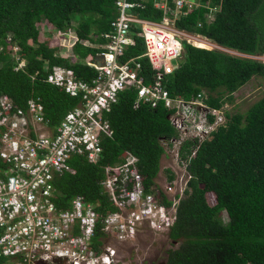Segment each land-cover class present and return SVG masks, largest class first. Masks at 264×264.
<instances>
[{
    "label": "trees",
    "instance_id": "obj_1",
    "mask_svg": "<svg viewBox=\"0 0 264 264\" xmlns=\"http://www.w3.org/2000/svg\"><path fill=\"white\" fill-rule=\"evenodd\" d=\"M218 1L222 8L213 18H206L207 8L199 6L182 15L176 25L225 48L249 55L263 54L264 0ZM137 13L154 19L162 16L153 0H146ZM76 15L81 19L73 26ZM113 15L114 0H0V92L8 94L18 106L26 104L31 96H40L45 116L50 124H56L78 98L46 82L47 71L59 64L72 67L78 77L89 78L95 69L55 53L54 46L39 39L37 23L45 19L58 31L73 26L77 37L73 49L81 58L97 48L84 45L79 39L96 41L98 38L92 33L107 30ZM8 36L19 46L18 55L25 59L22 68H15L18 61L10 52ZM193 42L200 46L182 41L175 69L163 78L172 95L190 98L205 88L217 92L216 96L207 97L209 104L217 107L224 101H233V92L251 76L264 75V61L258 58L203 47L209 42L197 36H193ZM143 50V39L136 36V43L127 46L121 58ZM140 60L141 72L148 81L151 67L146 57ZM135 92L133 88L119 92L108 114L113 135L102 139L99 162L72 155L69 162L75 172H64L55 178L58 205L66 207L74 195L82 194L94 203L99 214L113 209L99 184L101 165L114 163L125 149L138 156L145 189H153V177L163 152L159 137L176 131L162 103L132 107ZM225 115V122L200 143L187 164L191 177L177 206L176 221L168 232L178 245L167 249L164 260L147 264H264V95L244 112L225 111ZM190 142L187 139L183 143V157L190 152ZM207 191L215 194V203L207 201ZM223 210L228 215L226 222L220 216Z\"/></svg>",
    "mask_w": 264,
    "mask_h": 264
},
{
    "label": "built area",
    "instance_id": "obj_2",
    "mask_svg": "<svg viewBox=\"0 0 264 264\" xmlns=\"http://www.w3.org/2000/svg\"><path fill=\"white\" fill-rule=\"evenodd\" d=\"M145 1L114 0L107 30L92 33L96 41L79 39L97 48L86 60L75 58L92 66L93 76L78 77L72 67L59 64L47 71L46 82L78 98L56 124L49 123L40 96H31L18 106L0 92V264H118V246L133 237L138 227L166 232L171 242L168 247L178 245L168 232L191 177L187 164L226 115L221 105L209 104L205 88L184 98L172 95L163 78L175 69L182 41L190 42L194 36L178 27L176 20L199 6L207 8L204 15L211 19L222 7L218 0H153L162 10V16L154 19L137 13ZM136 36L142 37L144 50L122 59L127 46L136 43ZM7 41L18 61L15 68H22L25 59L17 53L19 46L9 36ZM141 57L151 67L148 81L141 72ZM127 88L136 91L132 107L162 103L168 109L176 133L160 136L159 142L161 156L178 166L174 171L181 169L185 174L179 191L168 194L167 189L179 180L172 176L168 188L160 190L154 183L147 191L138 156L125 149L114 163L101 165L99 184L113 209L99 214L82 194L74 195L66 207L58 205L55 178L75 172L69 162L72 155L99 162L102 139L113 135L108 114L119 92ZM187 139L191 140L190 152L183 157Z\"/></svg>",
    "mask_w": 264,
    "mask_h": 264
},
{
    "label": "rangeland",
    "instance_id": "obj_3",
    "mask_svg": "<svg viewBox=\"0 0 264 264\" xmlns=\"http://www.w3.org/2000/svg\"><path fill=\"white\" fill-rule=\"evenodd\" d=\"M80 19H81L80 15H76V18L73 21V26L77 25ZM37 25L40 29L39 39L47 41L50 46H54L56 48L55 53L70 57V59L73 60L75 58L78 59V55L75 54V50L73 49V44L76 42L77 39L73 26L67 31H58L52 26V24H50L45 19L38 22ZM192 34L194 35V33ZM194 36L196 37L197 35ZM200 38H204L209 42L208 46H203V47H207V48L217 47L233 54L251 56L264 61V53L258 55H249L245 53L241 54L236 50L220 46L216 42L207 39L205 37L200 36ZM192 40L190 42L195 44V42H193ZM10 52L13 55V51ZM87 58L88 55L86 57H83L84 60H86ZM206 91L208 93V96L217 95V92L215 91L214 92H210V91L208 92V90ZM263 95H264V75H253L247 82L239 86L233 92V96H234L233 101H224L221 106L223 107L224 111L244 112L254 101H256L258 98H260ZM166 167L168 168L167 171H166ZM173 167L178 168V166H176V164L172 160H169L162 155L159 159L158 171L156 175L153 177V183H155V185H157L158 187L160 185L161 186L159 187L160 190L161 188H168V182L170 181L168 175H171L172 179H175V177L179 178V180L175 182L174 185L171 182V184L173 185L172 188L167 189L169 195H173L174 193H177L179 191V187H181L182 181L185 177L184 176L185 174L184 175L181 174L180 172L181 169H178V171H174ZM168 171L171 174H168L169 173ZM158 181L160 182V184L157 183ZM205 196L210 204L215 203L216 201L215 194L212 191H207ZM220 216L224 222L228 220V215L225 210L221 211ZM132 236L133 237H130L126 242L118 246L117 248V252L119 255L117 257L119 259L117 262L118 264H147L151 261L164 260V258L166 257L167 249L170 248L168 246L171 244L170 239L166 235V232L159 233L148 230L147 228L142 229L138 227L137 230L135 231V234Z\"/></svg>",
    "mask_w": 264,
    "mask_h": 264
},
{
    "label": "clouds",
    "instance_id": "obj_4",
    "mask_svg": "<svg viewBox=\"0 0 264 264\" xmlns=\"http://www.w3.org/2000/svg\"><path fill=\"white\" fill-rule=\"evenodd\" d=\"M192 33H194V32H192ZM194 35H198V36H201V37H205V36H203V35H201V34H198V33H194ZM205 38H207V37H205ZM208 39V38H207ZM177 218V217H176ZM176 221V220H175ZM174 224V223H173ZM178 241V240H177Z\"/></svg>",
    "mask_w": 264,
    "mask_h": 264
},
{
    "label": "water",
    "instance_id": "obj_5",
    "mask_svg": "<svg viewBox=\"0 0 264 264\" xmlns=\"http://www.w3.org/2000/svg\"><path fill=\"white\" fill-rule=\"evenodd\" d=\"M239 53H241V52H239ZM242 54V53H241ZM244 54V53H243Z\"/></svg>",
    "mask_w": 264,
    "mask_h": 264
},
{
    "label": "bare ground",
    "instance_id": "obj_6",
    "mask_svg": "<svg viewBox=\"0 0 264 264\" xmlns=\"http://www.w3.org/2000/svg\"><path fill=\"white\" fill-rule=\"evenodd\" d=\"M257 57V56H256Z\"/></svg>",
    "mask_w": 264,
    "mask_h": 264
}]
</instances>
